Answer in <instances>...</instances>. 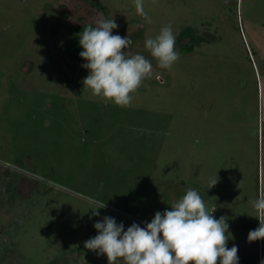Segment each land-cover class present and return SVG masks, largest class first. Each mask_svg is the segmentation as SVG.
<instances>
[{
	"label": "rangeland",
	"instance_id": "rangeland-1",
	"mask_svg": "<svg viewBox=\"0 0 264 264\" xmlns=\"http://www.w3.org/2000/svg\"><path fill=\"white\" fill-rule=\"evenodd\" d=\"M143 4L150 22L134 0H0V264H108L84 247L96 222L144 227L189 188L229 218V249L255 248L239 264L264 260V239L247 240L264 191V0ZM112 18L153 66L126 107L62 49ZM166 25L180 58L162 69L145 41ZM187 28L204 39L190 54Z\"/></svg>",
	"mask_w": 264,
	"mask_h": 264
},
{
	"label": "clouds",
	"instance_id": "clouds-1",
	"mask_svg": "<svg viewBox=\"0 0 264 264\" xmlns=\"http://www.w3.org/2000/svg\"><path fill=\"white\" fill-rule=\"evenodd\" d=\"M134 4L137 14L150 22L143 0H134ZM116 28L113 18L97 20L95 27H84L79 34L83 48L79 55L87 61L82 67L89 70L83 79L84 87L90 88L93 95L126 107L132 102L131 94L151 75L153 66L144 55L127 51L132 41L128 36L113 35ZM145 48L162 69L171 68L180 58L170 25L163 26L154 38L146 39ZM217 182V176L211 179L209 189ZM251 203L259 227L249 231L248 242L264 239V191ZM104 207L105 204L100 206ZM214 211L215 208L209 212L198 191L189 188L171 205V210L157 211L144 227L134 222L125 230L122 222L104 217L94 224L98 234L85 241L84 247L106 255L108 264H117L118 260L123 264H239L238 247H227L232 238L229 218L217 219L212 215Z\"/></svg>",
	"mask_w": 264,
	"mask_h": 264
},
{
	"label": "trees",
	"instance_id": "trees-1",
	"mask_svg": "<svg viewBox=\"0 0 264 264\" xmlns=\"http://www.w3.org/2000/svg\"><path fill=\"white\" fill-rule=\"evenodd\" d=\"M79 32H75L74 40L72 42L64 43L62 49L64 52L69 53L73 58H79V53L83 51V48L79 44ZM192 29L187 28L183 30L179 37L177 43L179 44V49L187 54H190L194 51V48L197 44H199L204 39L200 36H196L191 38ZM187 39V40H186ZM189 39V40H188ZM182 41H185L184 43ZM86 76L89 74V70L85 72Z\"/></svg>",
	"mask_w": 264,
	"mask_h": 264
},
{
	"label": "crops",
	"instance_id": "crops-1",
	"mask_svg": "<svg viewBox=\"0 0 264 264\" xmlns=\"http://www.w3.org/2000/svg\"><path fill=\"white\" fill-rule=\"evenodd\" d=\"M244 242V241H243ZM236 243V246L238 247V253H237V255H238V258H240L241 260H243V261H246L247 262V260H249V261H251V259L250 258H252L251 256H253V254L254 253H256V250H255V248H249L248 246L247 247H245V245H244V243ZM244 251H246L245 253H247V256H245L243 253H244ZM243 254V255H242ZM247 259V260H246ZM248 261V262H249ZM247 262V263H248ZM252 263V262H251ZM253 264H256V262H254Z\"/></svg>",
	"mask_w": 264,
	"mask_h": 264
},
{
	"label": "flooded vegetation",
	"instance_id": "flooded-vegetation-1",
	"mask_svg": "<svg viewBox=\"0 0 264 264\" xmlns=\"http://www.w3.org/2000/svg\"><path fill=\"white\" fill-rule=\"evenodd\" d=\"M191 29H192V28H191ZM196 36H198V35L194 33V30H192L191 38L196 37ZM200 37H201V36H200Z\"/></svg>",
	"mask_w": 264,
	"mask_h": 264
}]
</instances>
